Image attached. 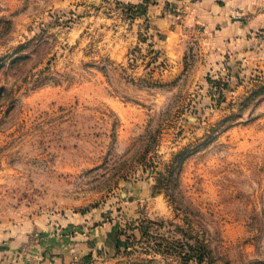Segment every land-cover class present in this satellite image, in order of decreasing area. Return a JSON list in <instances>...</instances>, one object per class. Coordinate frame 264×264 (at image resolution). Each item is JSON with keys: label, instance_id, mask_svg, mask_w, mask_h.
Here are the masks:
<instances>
[{"label": "rangeland", "instance_id": "1", "mask_svg": "<svg viewBox=\"0 0 264 264\" xmlns=\"http://www.w3.org/2000/svg\"><path fill=\"white\" fill-rule=\"evenodd\" d=\"M115 1L0 0V234L91 217L133 248L81 264H196L197 243L264 264V32L219 57L189 27L166 55ZM145 181L161 202L129 207Z\"/></svg>", "mask_w": 264, "mask_h": 264}, {"label": "crops", "instance_id": "2", "mask_svg": "<svg viewBox=\"0 0 264 264\" xmlns=\"http://www.w3.org/2000/svg\"><path fill=\"white\" fill-rule=\"evenodd\" d=\"M116 1L142 6L141 18L148 22L154 42L166 55L178 49L181 35L189 27L198 28L203 34L206 51L219 57L250 47L257 41V33L264 32V0ZM151 184L145 181L139 186L142 187L140 192L130 193L126 204L138 208L142 204L161 202ZM90 218L83 219L85 230L81 236H69L67 230H62L61 234L45 225L39 234L32 230L29 233L20 231L13 238L9 233L6 237L0 234V264H81L92 257L95 261L102 249L115 252L116 224L105 223L96 233Z\"/></svg>", "mask_w": 264, "mask_h": 264}, {"label": "trees", "instance_id": "3", "mask_svg": "<svg viewBox=\"0 0 264 264\" xmlns=\"http://www.w3.org/2000/svg\"><path fill=\"white\" fill-rule=\"evenodd\" d=\"M115 4H116V6H118V8L122 7V9L128 14V16H130L131 19H137L143 15V12H142L143 8L140 5H131V4L125 5V4H122L121 2H117V1H115ZM140 36L141 35H139V38H140ZM142 41H143V39H142ZM144 41H147V39H144ZM152 188H153V193L156 194L157 188L156 187H152ZM153 223H155V222L149 221L147 223V225H150ZM147 227H142V228H143V230H146ZM117 237L119 238L117 241V245H116L117 252L121 251V249H122L121 244H123V243L126 244L125 246H126V249H128V250H130L131 247L133 248V243H132L133 236L132 235H127L125 231H123L122 229H118ZM197 244L198 245H190L188 247L187 253L185 254V259H186L187 263H189L190 261H195L196 264H204L206 262L207 250L203 244H201V243H197Z\"/></svg>", "mask_w": 264, "mask_h": 264}]
</instances>
